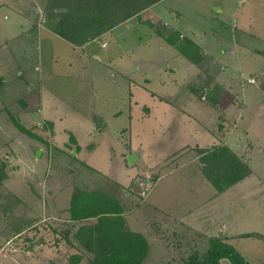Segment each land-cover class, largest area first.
<instances>
[{
	"label": "rangeland",
	"instance_id": "rangeland-1",
	"mask_svg": "<svg viewBox=\"0 0 264 264\" xmlns=\"http://www.w3.org/2000/svg\"><path fill=\"white\" fill-rule=\"evenodd\" d=\"M74 1L55 0L58 12L54 14H67V10L64 12L63 9L67 6L73 7V3H76ZM89 1V3L85 0L81 2L84 3V8L91 5V0ZM145 1L152 2L153 0ZM236 1L164 0L154 9L156 12H160L161 18L153 12L147 11L144 14V19L149 21V26L135 28L136 25L133 23V26L125 29L130 45L127 55L114 54L117 50L113 49L116 47L113 42L106 41L109 45L103 49L105 55H116L115 59L117 60H109L111 63H117L116 67L128 70L132 62L137 61L133 70L140 64V68L132 75L136 81L143 84V90L138 92L139 95L142 94V99L157 100L158 94L167 92L170 90V86L178 87V85L180 87L177 94L184 96L187 83H192L194 78L198 80L197 85L193 83L197 88L189 87L192 88V98L200 103H202L200 96L203 94L206 99L211 98L212 94L209 89L217 87L220 92L226 89L224 94L228 96L229 102L225 107L218 106L217 110L220 113L223 111L222 117L225 119L226 126L241 138L239 144L242 146V150L237 155L227 147L251 170L248 176L222 195L216 194L218 190L209 180L212 185L206 179L203 180V183H209L210 189L206 183L204 185L199 180L196 181L195 175L191 180L194 184L181 186L178 183V187L168 186V192L164 195L165 202H161L165 206L167 204L164 209L171 208V206L176 207L171 203L175 202L174 198L177 194L178 202L183 198L190 197L189 210L197 206L190 218V225L197 229L187 232L178 228L176 229L177 234L169 232L171 229L167 230L168 233H164L162 230L157 238L164 244V250H155V245L151 242L150 257H145L143 264H182L183 260L192 253L202 255L208 247L209 238L213 236L222 237L230 245H233L244 256L248 264L264 262V59L246 57L245 61L237 66L231 55L235 48L238 52L247 54L245 50L251 45H255L264 53V0H248L244 3V7H237ZM213 6H220L221 12H216ZM167 8L171 9L177 17L178 12L181 13L182 17L179 18V22L176 21L184 31H180L172 25L176 21L172 13L165 10ZM104 13L108 19L105 22H109L113 18L116 19L119 12L116 8L109 6V9ZM234 19H238L237 25L242 31L238 29V34H236L230 29H225L219 36L214 35V30L220 26L219 23L234 24ZM174 32L179 35V39L185 38L186 34L194 36V39L214 56L217 68L208 57L200 61V72L199 69H194L190 65L185 68L187 63L176 52V46L172 47L164 43L166 42L165 37L171 36ZM154 35H157L160 40L151 37ZM239 41L247 44L244 46L245 50H241L242 45ZM219 50L225 51L220 58L216 57V52ZM118 52H122V50L119 49ZM121 54L123 56H120ZM94 61L92 60V62ZM103 61L105 63L106 60ZM221 66L228 68L224 67V76L218 73ZM239 66H245L246 70L240 72ZM169 67L174 68V74L165 72L167 69L169 71ZM257 68H262L259 69L262 70V75L258 76V70L252 72V75L257 79L256 83L250 84L244 81L243 78L251 74L248 71ZM88 72L90 73L87 75L89 82L83 88H80L78 84H73L72 81L61 83L59 78L56 79L58 81H52L47 85V90L52 93V96H48L46 99L44 109L45 113H48L56 123L55 145L63 148L64 142L73 144V146L69 144L65 146L67 159L71 164L77 158L79 161H87L91 166L103 170L108 175H113L115 172L119 174L120 169L126 172V167L121 165L120 151L121 144L128 139V136L120 134V132L125 131L123 127L127 125V116H124L125 113H123L114 118L104 114L103 110L107 109L111 114L117 113V110L113 111L115 107L113 102L119 100V104L122 105L121 100L125 99L122 95L125 94L127 98L129 97L126 91L128 88L118 78L120 82L118 83L119 94H117L114 83L111 86L109 81H104L101 84L97 80L93 82L90 80L92 72ZM144 77H148L150 82L145 83ZM168 77L173 79L170 84L166 85L167 91L164 92L162 91L163 87L158 85V81L161 80L165 83L168 81L166 80ZM105 83L108 84L104 85ZM146 89L147 92H154V96L148 95ZM139 95L135 97L137 98ZM104 98H108L113 107L111 105L107 108L100 107ZM214 108L216 109V107ZM167 110L169 109L167 108ZM170 110L173 109L170 108ZM96 111H99L100 113L97 114L106 119V124L98 129L95 128L92 115ZM133 117L132 135L135 131L137 134L140 133V136L148 142V149H151L155 144V139L150 137L152 132L156 137H164L162 142H165L166 137L172 136L175 139L176 123L171 113L168 112L162 118L159 115L161 126L158 123L155 124L154 120L149 123L144 121L143 129L138 109L133 113ZM0 125L3 127L2 132H8L6 137L0 138V185L7 181L3 187H0V243L3 244L8 240L0 250V264H93L92 253L81 248V244L74 238L68 235L67 238L64 237V221L55 220L56 217L53 219L51 216V202L54 198H60V187L63 182L60 178L58 179L60 181H56L55 175L51 176L52 169L50 172L48 170L50 162L51 165L58 162L55 157L58 152L56 148L54 150L53 139L48 133L50 124L47 122L28 123L17 117H11L10 121H5ZM18 125L30 130L33 135L21 130ZM67 130L72 132L69 133ZM70 135L77 137L81 144L82 151L77 155L73 151L71 154L69 153V149L77 150L76 141H71ZM32 144L43 149L44 155L35 159L30 153ZM161 145L162 148L172 151L176 148V143L169 145L162 143ZM220 145H223L222 142H214L209 146L198 148L199 170L203 168V165L200 166L203 164L200 150L209 151ZM17 162L20 164L18 171V168H15ZM182 165L184 163H178V179L183 178L184 174H187L192 168L190 165L180 168ZM190 171L195 172L194 170ZM153 173L148 174L151 181H153ZM53 178L55 181L52 180ZM14 181H18V183H14ZM50 185L51 195L48 193ZM162 186L164 187V184ZM134 188L137 192L131 190L134 193L132 196L135 199L144 198L139 194L140 190ZM28 191L31 192V200L28 199ZM123 198L129 199L127 195ZM139 203L137 201L135 205L139 206ZM162 204H159L161 208ZM3 223L7 225L4 226ZM245 233L250 235H242ZM14 245L18 249L13 252ZM220 261L221 264H231L228 258H222Z\"/></svg>",
	"mask_w": 264,
	"mask_h": 264
},
{
	"label": "crops",
	"instance_id": "crops-1",
	"mask_svg": "<svg viewBox=\"0 0 264 264\" xmlns=\"http://www.w3.org/2000/svg\"><path fill=\"white\" fill-rule=\"evenodd\" d=\"M81 1L83 0H75L74 2L76 3H73V7H65L63 11L66 12L67 10V14H54L58 12L55 0H0V124L5 121H10L11 117H17L23 122L28 123L36 122L39 124V122H47L50 124L48 133L50 138L53 139L54 150L56 148L58 152L55 156L57 159L56 161L60 163L57 162L58 165H51L50 162L48 170L50 172L52 169L51 176L55 175L57 178L56 181L61 180L63 182L62 187H60V198H54L51 202V216L53 219L56 217L55 220L64 221V237L67 238L68 235L80 243V238L75 236L78 228L84 224L91 225L96 221V217H89L81 220H72L70 218L69 208L73 192L76 190L104 192L115 198L121 206V215L124 217L126 227L130 231L138 232L144 236L148 245V253L145 257L149 258L150 251H152L151 242L155 245V250H164V244L157 238V235H160L162 230V232L168 233L167 230L171 229L169 232L177 234L176 232L178 231L176 229L178 228H182L187 232H191L192 229H197L190 225V218L197 208L196 206L189 210L190 206H188V204H190V197L183 198L182 201L178 202L177 194L175 195L177 198H174L176 204L175 202L171 203L176 205V207L171 206L172 209L169 207L164 209V207H167V204L165 206L162 203L165 202L166 198L164 195L168 192V186L178 187V183H180L181 186L194 184L191 180H193L192 176H196V181L199 180L204 185L206 183L210 189V182L204 174H202L203 168L199 170L198 167L200 156L198 148L209 146L214 142H222L223 145L228 146L238 155L242 150V146L239 144L241 138L234 134L232 129L226 126L225 119L222 117L223 111L220 113L217 110L219 108L218 106L225 107L229 102L228 96L224 94L226 89H223L221 92L217 87L209 89L212 94L211 98L202 99V96H200V101L202 102L200 103L196 101L195 98H192V88H190H197L193 85V83L196 84L198 82L196 78L192 80V83H187V89H184L185 95L179 96L177 94L180 87L179 85L178 87L170 86V90H166V85L170 84L173 79L172 77H168L166 79L168 81L165 83L161 80L158 81V85L163 87L162 91L167 92L158 94L157 100L142 99V94L139 95L138 92L143 90V84L136 81L132 75L133 72L140 68V64L139 67L132 70L137 64V61H133L130 68L125 70L119 66L116 67L117 63H111V61H109L117 60L115 56L119 53L127 55V52L130 51V45L128 44L129 38L126 37L125 29L133 26V23L136 25L135 28H142L146 25L149 26L150 23L148 20L144 19V14L149 11L159 16L160 12H156L154 9L164 0L152 2L145 0H103L107 5L109 4L110 7L116 8L118 12L138 10L136 11L137 13H133L128 17H122L123 19L121 18V14L118 13L116 18L117 21L110 24L108 28L109 22H105L108 21V19L104 11L97 12L96 9L90 6H87L84 10ZM85 1H87V3L90 2L89 0ZM92 1L94 0H91V2ZM246 1L248 0H237L236 6L244 7ZM95 2L96 1L92 3ZM122 4L124 6H121ZM218 8V11L221 12V7L219 6ZM165 10H169L172 16H174V20L179 22V18L182 17L180 12H178L179 15L177 17L171 9L167 8ZM260 10L263 12L261 8ZM83 12H86V19L88 20H90L93 14L102 16L105 19H102L103 22H101L100 25L93 28V30L91 29L94 34L91 38L83 42L73 43L56 33L55 29L57 25L61 26L60 28L62 29L69 26L77 30L80 18L84 17ZM62 15L64 16L60 23L59 21ZM247 18L249 19L248 14ZM177 21L172 23V25L178 28V30L184 31ZM219 24V28L214 30V35L216 36H219L225 29H230L236 34H238V29L242 31L239 25H237L238 19H234V24L226 22H221ZM78 31H80V29H78ZM71 32L74 31L69 30L67 33L73 35ZM156 36L157 35L151 37L160 40V38ZM243 36H245V34H243ZM186 38H189L198 47L195 54L196 58H198V62L191 61L176 50V52L184 58L183 60L186 61L187 64L184 63L185 68H188L190 65L194 69H199L200 72L199 63L203 58L207 57L215 65L214 56L211 52L205 50L194 39V36L186 34ZM106 41L109 43L113 42L116 45V47H113V49L117 50V52L114 53L116 55H105L103 53V49L107 48L109 45ZM239 42L242 45L241 50H245L244 46L247 44L243 41ZM164 43L170 45L167 41ZM119 49L122 50V52H118ZM245 51L247 54L238 52L235 48L231 52L237 66L245 61L246 57L264 59V56H260L264 55V53L255 45L249 46ZM224 52V50H219L216 52V57L220 58ZM122 54L120 56H123ZM92 60L95 61L92 62ZM103 60H106L105 63ZM224 67L227 68L226 66ZM224 67L221 66L218 69L220 70L218 72L219 75L221 73L224 76ZM259 69L262 68L250 69L248 72L251 73V77L255 78L252 72H257L258 70V76H261L262 70ZM245 70V66H239L240 72H244ZM88 71L92 72L90 80L93 82L97 80L101 84L104 81H109L111 86L114 83V86L117 88V94H119L118 83L120 79L128 88L127 90L125 88V90L129 97L127 98L125 94L122 95L125 97V99L121 100L122 105L119 104V100L113 102L115 106L113 111L117 110V113L111 114L107 109L103 110L104 114H107V116L111 115L114 118L121 116L123 113H125L124 116H127V125L123 127L125 131L122 130L120 132V134H127L128 136V139L121 144L122 147L120 151L121 165L126 167V172L120 169L121 172L119 174L115 172L113 175H108L103 170L101 171L91 166L87 161H79L77 158L74 160L73 164H71L70 160L67 159L68 156L65 149V146H67V144L71 145V143L64 142L63 148L55 145L56 123L49 117L48 113H45L44 109L46 106V99H48V96H52V93H49L47 90V85L52 81H58L56 79L59 78V82L61 83H70L72 81L73 84H78L80 88H83L89 82L87 75L90 73ZM165 72H167V74H174V68L169 67V71L167 69ZM144 80L145 83L150 82L148 77H144ZM256 80L255 78L254 83H256ZM107 84L108 83H105L104 85ZM62 87L65 88V86ZM189 90L190 92H188ZM146 93L151 95V97L154 96V92H147V89ZM138 95L139 97L136 98L135 96ZM102 101L104 102L101 103L100 107L107 108L110 105L113 107V104L108 98H104ZM214 107H216V109ZM167 108L169 110H167ZM170 108L173 110H170ZM135 109H138L142 129L145 127L144 121H148L149 123L151 120H154L155 124L158 123L159 126H161L160 124H162V122L161 119H158L159 115L162 118L168 112L171 113L176 123V131L174 132L175 139L172 136L166 137L165 142H162L164 137H156L152 132L150 137L151 139H155V144L152 145L151 149H148V142L140 136V133L137 134V131H135L132 135L133 113L136 112ZM98 112L99 111H96V113H92V115L94 119L96 117L102 120V123L98 127L101 128L106 124V119L98 115ZM2 131L3 127L0 125V136H2L0 138L6 137L8 133L7 131ZM67 132L71 133L72 131L67 130ZM75 141L77 150L69 149V153L71 154V151H73L74 154L76 152L77 155L82 151V147L77 137H75ZM160 142L165 145L176 143V148H174L173 151L171 149L162 148V143ZM71 146H73V144ZM37 150H40L38 155L35 154ZM184 151L186 152L182 154ZM30 153H32L35 159L44 155L43 149L33 144ZM130 155L134 156L132 162L128 161V156ZM179 162L180 164L181 162L184 163L180 168H185L190 165V167H192L190 170H194L195 172L189 170L187 174H184L183 178L178 179ZM19 165V162H17L15 166V168H18L17 171L20 170ZM202 165L204 166V164L200 166L202 167ZM149 173H153L154 175V177H152L153 181H151L150 178L151 187H149L144 198H140L141 200L139 198L135 199L132 196V194H134L132 191L135 193L137 192L134 190V187H136V180L142 176L148 177ZM175 175L176 177H174ZM170 177L172 178L171 180ZM59 178L60 180H58ZM204 179L209 183H203ZM52 180H54V178ZM6 182L7 181H4L0 187H3ZM14 183H18V181H14ZM162 184H164V187ZM232 186L223 191H216V194L222 195ZM211 189L213 190V188ZM50 190L51 185L48 191L49 194ZM125 195L129 197L128 200L123 198ZM31 197V192L28 191V199L31 200ZM60 199L62 200L60 201ZM137 201L140 202L139 206L135 205ZM159 204H162V208ZM2 225L5 226L7 224L3 223ZM7 241L8 240L4 241L3 244L0 243V250H2L3 245H5ZM80 246L86 249L82 244ZM14 247L15 248L12 250L13 252L18 249L15 245ZM3 252L5 251L3 250Z\"/></svg>",
	"mask_w": 264,
	"mask_h": 264
},
{
	"label": "trees",
	"instance_id": "trees-1",
	"mask_svg": "<svg viewBox=\"0 0 264 264\" xmlns=\"http://www.w3.org/2000/svg\"><path fill=\"white\" fill-rule=\"evenodd\" d=\"M94 1L96 2H91L90 7L96 9L97 12H106L109 9V4L107 5L105 1ZM136 11L138 10L119 13L122 18L137 13ZM83 14L84 17L79 20L78 29L80 31L69 26L62 29L57 25L56 33L73 43L91 38L94 35L93 28L100 25L105 19L93 14L88 20L86 12ZM63 16H61L60 23ZM115 21L117 19L110 20L107 28ZM69 30L74 31L71 32L73 35L67 33ZM178 36L174 32L171 36L165 37V40L170 45L176 46V49L188 59L198 62L195 55L198 49L196 44L189 38L179 39ZM18 127L29 135H33L22 125H18ZM69 138L71 141H75L73 135H70ZM200 153H202L201 160L204 164L203 173L218 191L227 189L251 172L249 166L225 145L215 146L209 151L200 150ZM69 212L72 220L96 217L94 223L81 225L75 234L77 238H80V243L92 253L93 264H143L148 250L147 241L142 234L126 228L124 217L121 215L122 208L111 195L98 191L76 190L71 196ZM222 258H228L231 264H248L244 256L233 245L218 236L209 238L208 247L202 255L192 253L183 260L182 264H221ZM258 264H264V262Z\"/></svg>",
	"mask_w": 264,
	"mask_h": 264
},
{
	"label": "built area",
	"instance_id": "built-area-1",
	"mask_svg": "<svg viewBox=\"0 0 264 264\" xmlns=\"http://www.w3.org/2000/svg\"><path fill=\"white\" fill-rule=\"evenodd\" d=\"M243 79L247 83H254L255 82V78H253V77H245ZM204 98H205V95H202V99H204ZM135 185H136V188H138V190H140L139 194H141V196L145 197L147 194V190L149 189V187L151 185L150 178L149 177L138 178L136 180Z\"/></svg>",
	"mask_w": 264,
	"mask_h": 264
},
{
	"label": "water",
	"instance_id": "water-1",
	"mask_svg": "<svg viewBox=\"0 0 264 264\" xmlns=\"http://www.w3.org/2000/svg\"><path fill=\"white\" fill-rule=\"evenodd\" d=\"M218 9H219V8H218L217 6H214V10H215V11H218ZM101 123H102V120H101L100 118H96V117H95V119H94L95 127L98 128V127L100 126ZM39 152H40V150H37V151L35 152V154L38 155ZM133 157H134L133 155L128 156V161H129V162H132V158H133Z\"/></svg>",
	"mask_w": 264,
	"mask_h": 264
}]
</instances>
